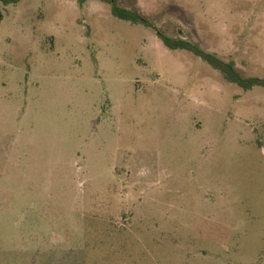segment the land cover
Returning <instances> with one entry per match:
<instances>
[{"label": "rangeland", "instance_id": "obj_1", "mask_svg": "<svg viewBox=\"0 0 264 264\" xmlns=\"http://www.w3.org/2000/svg\"><path fill=\"white\" fill-rule=\"evenodd\" d=\"M264 79V0H118ZM0 264H264V88L92 0H0Z\"/></svg>", "mask_w": 264, "mask_h": 264}, {"label": "trees", "instance_id": "obj_2", "mask_svg": "<svg viewBox=\"0 0 264 264\" xmlns=\"http://www.w3.org/2000/svg\"><path fill=\"white\" fill-rule=\"evenodd\" d=\"M4 4H15L22 0H1ZM78 3L80 7L84 6L89 1L92 0H72ZM101 3L110 6L112 15L121 20L131 23H140L148 27H151L158 38L162 41L164 46L171 51H188L201 59L212 69L219 72L224 79L237 87L241 88L243 91H251L256 87L264 88V79L260 78H244L235 68L232 62H226L218 58L215 54L207 53L200 49L196 44L186 40V39H173L164 35L155 26L151 24L150 21L142 17L138 12L125 9L121 7L118 0H96Z\"/></svg>", "mask_w": 264, "mask_h": 264}]
</instances>
